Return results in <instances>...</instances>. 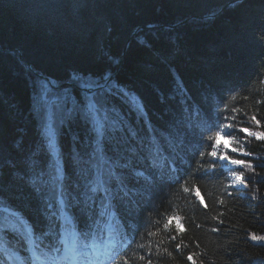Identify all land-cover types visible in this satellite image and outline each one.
<instances>
[{
    "label": "trees",
    "instance_id": "1",
    "mask_svg": "<svg viewBox=\"0 0 264 264\" xmlns=\"http://www.w3.org/2000/svg\"><path fill=\"white\" fill-rule=\"evenodd\" d=\"M230 1L0 0V208L9 206L0 209L4 244L29 262L53 264L50 251L63 232L45 211L49 190L34 193L13 174L29 172L33 161L35 171L41 165L51 171L60 160L74 189L79 158H89L101 143L109 156L117 145L120 155L138 147L154 158L162 150L155 157L160 176L134 197L132 212L121 209V222L110 210L126 239L115 254L118 264H192L187 256L193 253L196 264H264V241L251 239L264 235V141L239 132H264V0L223 8ZM208 13L217 14L203 16ZM41 73L54 84L74 85L55 89ZM105 73L115 76L107 82ZM97 82H107L112 94L83 89ZM73 92L99 101V111L70 115L64 99ZM189 109L201 110L199 121L189 119ZM189 123L195 128L182 147L164 143L169 131ZM50 132L55 156L47 151ZM217 132L250 155L226 152L223 143L217 147ZM212 151L251 167L233 168ZM170 152L178 153L171 169L163 160L172 159ZM233 170L244 173L243 184L234 182ZM169 217H179L186 231L177 232ZM106 220L99 233L93 230L97 238ZM4 258L0 252V262L8 264Z\"/></svg>",
    "mask_w": 264,
    "mask_h": 264
},
{
    "label": "snow or ice",
    "instance_id": "2",
    "mask_svg": "<svg viewBox=\"0 0 264 264\" xmlns=\"http://www.w3.org/2000/svg\"><path fill=\"white\" fill-rule=\"evenodd\" d=\"M105 80L110 82L112 80L111 75L105 73ZM119 83V81H117ZM86 88L91 89L92 85H85ZM94 87L99 89L101 93L108 90L107 83L97 82ZM112 94L111 90H108V95ZM120 95L127 96L128 92L121 91ZM83 100V103L81 101ZM131 102H135V97ZM99 101H88L83 97H77L73 92L70 96H66L64 99L65 105L68 107V113L74 115L76 118L82 114L88 115L91 111L98 112L96 104ZM200 109H196L194 112L189 109V119L195 116L196 121L200 120ZM252 120L257 126H261V121L253 116ZM103 125L100 126L98 132L101 137L103 136ZM150 130V134L153 138L156 137L155 130L152 129V125L149 122L146 125ZM229 128L233 125L229 124ZM195 128V124L189 123L184 126V129H177L175 133L169 131L164 136V143L182 147L185 140L184 137ZM239 132L245 134L248 137H254L261 141H264V132L253 131L249 127H240ZM50 138L47 145V151L50 156H55L57 153V145L55 139L49 133ZM135 136V133H133ZM216 145L219 147L223 143L226 152L230 149L233 153H240L243 156L250 155L247 152H240V149L233 145V138L226 136L220 132L216 134ZM210 155L213 158L229 161L232 165L238 168L251 167L250 162L245 159L231 158L227 154L219 155L216 151H212ZM162 150L157 148L153 154L154 158H148L138 150V147L127 149L123 155H120V146L117 145L112 149L111 156L108 155L107 147L101 143L97 144V147L90 157L79 158V170L77 172V180L74 185V189H69L66 181V167L60 160H56L51 166V171H48V165H41L40 170L35 171L38 162L33 161L30 166V171L20 175L19 173L13 174V179L22 182L28 186L34 193L44 194L47 192V198L45 200V211L49 214L50 218L57 221V226L65 233L69 240L72 241V247L69 252L76 254L74 237L77 229L84 231L85 234L91 233L94 229L99 233L100 221L107 218L106 222H111L110 210L112 213L119 216L121 209L131 213L136 207L134 197L140 194L142 189L153 185L158 176H160V166L157 163L155 157H161ZM172 157L171 160L168 157H164V165L169 169L176 163L178 153H169ZM3 164L0 163V193L3 192L4 187V171ZM214 167V165H213ZM234 179L239 183L245 182V175L242 171L234 172ZM196 196L200 199L201 205L204 208L208 207V204L204 201L201 195L200 189L197 187ZM223 204V201H221ZM31 219V217H29ZM175 224L177 232L184 233L186 229L180 222L179 217H169V225ZM169 225H165L168 227ZM12 231H17L13 225ZM251 239L254 241H264V235L257 236L253 234ZM59 252V249L57 250ZM87 255L86 253H80ZM195 254L187 256L188 261H192V264H196L194 259ZM64 259H69V255L65 254ZM53 264L55 261L53 260ZM111 264H118L115 256L111 257ZM151 264V261H149Z\"/></svg>",
    "mask_w": 264,
    "mask_h": 264
},
{
    "label": "water",
    "instance_id": "3",
    "mask_svg": "<svg viewBox=\"0 0 264 264\" xmlns=\"http://www.w3.org/2000/svg\"><path fill=\"white\" fill-rule=\"evenodd\" d=\"M239 1H241V0H232V1L228 2L223 8H228L231 4L236 3V2H239ZM223 8H222L221 10H223ZM221 10H220V11H221ZM216 14H217V13H215V14L208 13V14H204L203 16H204V17H209V16H215ZM199 16H202V15H199ZM146 26H148V25H144L143 27H146ZM139 29H140V28L138 27L136 30H134V31L131 33V35H130V37H129V40H131V39L134 37V35L136 34V32H137ZM19 53H20V56H23L21 52H19ZM122 60H123V59H121V62H122ZM121 62L119 63V66L121 65ZM40 76L43 77V78H46V79L49 81V83H51V85L53 86V88H55V89L61 88V87L64 86V85H74V83H73V82H70V81H66L64 84L57 85V84L52 83V81H51L48 77H46V75H44V74L41 73ZM114 76H115V73H113V74L111 75L112 78H113ZM106 83H107V82H106ZM84 89H85L86 91H88V92H92V91L96 90L95 87H92L91 89H88V88H84Z\"/></svg>",
    "mask_w": 264,
    "mask_h": 264
},
{
    "label": "rangeland",
    "instance_id": "4",
    "mask_svg": "<svg viewBox=\"0 0 264 264\" xmlns=\"http://www.w3.org/2000/svg\"><path fill=\"white\" fill-rule=\"evenodd\" d=\"M50 80H51V79H50ZM52 83H53V82H52ZM50 84H51V83H50ZM51 135H52V134H51ZM219 149H220V148H219ZM230 165H231L233 168L235 167V166L232 165V164H230ZM234 172H236V171L233 170V173H234ZM233 173H232V175H233ZM233 178H234V175H233ZM234 182H235V183H238V181H235V179H234Z\"/></svg>",
    "mask_w": 264,
    "mask_h": 264
},
{
    "label": "bare ground",
    "instance_id": "5",
    "mask_svg": "<svg viewBox=\"0 0 264 264\" xmlns=\"http://www.w3.org/2000/svg\"><path fill=\"white\" fill-rule=\"evenodd\" d=\"M23 57V56H22Z\"/></svg>",
    "mask_w": 264,
    "mask_h": 264
}]
</instances>
